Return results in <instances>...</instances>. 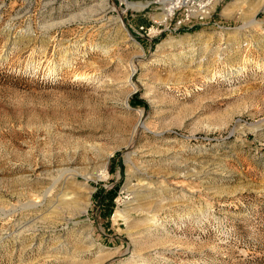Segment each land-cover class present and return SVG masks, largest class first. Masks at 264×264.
Returning <instances> with one entry per match:
<instances>
[{
	"label": "rangeland",
	"instance_id": "1",
	"mask_svg": "<svg viewBox=\"0 0 264 264\" xmlns=\"http://www.w3.org/2000/svg\"><path fill=\"white\" fill-rule=\"evenodd\" d=\"M127 1L0 0V264H264V0Z\"/></svg>",
	"mask_w": 264,
	"mask_h": 264
},
{
	"label": "built area",
	"instance_id": "2",
	"mask_svg": "<svg viewBox=\"0 0 264 264\" xmlns=\"http://www.w3.org/2000/svg\"><path fill=\"white\" fill-rule=\"evenodd\" d=\"M208 0H185V3L177 5L175 8H171V11L166 12L165 20H168L166 16L169 15L170 24L172 22V27L169 25L164 29H160L157 34H160L161 31L167 30L169 33H175L178 29L188 27L193 20L202 21L210 15L211 8L210 2ZM210 8L209 11H207ZM206 10V11H205ZM165 11L163 10V13ZM162 21L155 20L152 22L150 27L143 28L139 27V30H143L147 35L151 30L158 29L161 26ZM137 30L136 32H139Z\"/></svg>",
	"mask_w": 264,
	"mask_h": 264
},
{
	"label": "bare ground",
	"instance_id": "3",
	"mask_svg": "<svg viewBox=\"0 0 264 264\" xmlns=\"http://www.w3.org/2000/svg\"><path fill=\"white\" fill-rule=\"evenodd\" d=\"M165 3H169V6H167L166 8H164L165 9V12H170L171 11V8L173 7V8H175L176 7V5H177V3H172L171 4V2H169V0H163L162 1V4L164 5ZM185 3V2H184ZM126 4H127V7L128 8H136V9H144V8H146L147 6H149V4H150V1H146V2H144V3H132V2H129V1H127L126 0ZM209 10V9H208ZM207 10V11H208ZM206 11V10H205ZM165 15H166V13H164L163 15H162V17L160 18V19H164L165 18ZM252 22H255L254 20H252ZM251 22V23H252ZM132 71H134V69L132 70ZM141 126H143V123L140 121V123H139V127H141ZM143 188V187H142ZM136 191H139V190H136ZM143 194V193H142ZM141 194V195H142ZM144 196V195H143ZM67 199V198H66ZM70 199V198H69ZM135 199V198H134ZM141 200V199H140ZM76 202V201H75ZM87 202V203H86ZM85 202V206H87V204H88V201H86ZM69 203V202H68ZM84 205V204H83Z\"/></svg>",
	"mask_w": 264,
	"mask_h": 264
},
{
	"label": "trees",
	"instance_id": "4",
	"mask_svg": "<svg viewBox=\"0 0 264 264\" xmlns=\"http://www.w3.org/2000/svg\"><path fill=\"white\" fill-rule=\"evenodd\" d=\"M134 100H136V99L133 98V103L135 102Z\"/></svg>",
	"mask_w": 264,
	"mask_h": 264
}]
</instances>
